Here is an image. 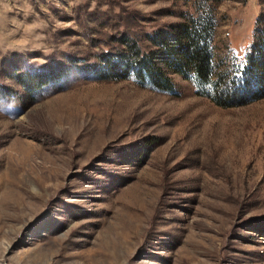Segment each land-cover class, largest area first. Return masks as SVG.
Listing matches in <instances>:
<instances>
[{
    "label": "rangeland",
    "instance_id": "rangeland-1",
    "mask_svg": "<svg viewBox=\"0 0 264 264\" xmlns=\"http://www.w3.org/2000/svg\"><path fill=\"white\" fill-rule=\"evenodd\" d=\"M190 16L217 73L264 46V0H0V264H264L263 91L100 78Z\"/></svg>",
    "mask_w": 264,
    "mask_h": 264
},
{
    "label": "trees",
    "instance_id": "trees-1",
    "mask_svg": "<svg viewBox=\"0 0 264 264\" xmlns=\"http://www.w3.org/2000/svg\"><path fill=\"white\" fill-rule=\"evenodd\" d=\"M209 27L205 18L190 16L187 21L171 27L170 30H161L150 35L149 39L156 49L141 52L133 43L128 50H121L116 54L118 59L110 61L108 57L109 72H99L100 78L121 77L132 72L139 81L146 79L153 87L171 91L170 72L186 78L192 76L198 86L209 84V90L214 93L210 97L223 106L247 103L257 88V91L261 89L264 93V46L248 56L243 75L242 69L237 71L236 68L217 73L213 69L212 54L206 37L210 36ZM253 84L256 85L255 90L250 87ZM239 85L242 86L241 90L236 88ZM243 89L253 94L241 95L239 92ZM216 94L218 97H215ZM232 99L237 102L231 104Z\"/></svg>",
    "mask_w": 264,
    "mask_h": 264
}]
</instances>
